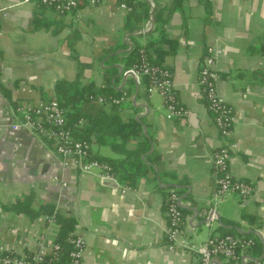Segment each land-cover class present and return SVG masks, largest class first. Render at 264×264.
Returning a JSON list of instances; mask_svg holds the SVG:
<instances>
[{"label": "crops", "instance_id": "crops-1", "mask_svg": "<svg viewBox=\"0 0 264 264\" xmlns=\"http://www.w3.org/2000/svg\"><path fill=\"white\" fill-rule=\"evenodd\" d=\"M131 1H146L150 9L130 29V10L119 0L98 6L81 0L66 15L39 0H0V247L27 257L50 252L60 228L42 211L53 207L76 220L75 232L87 243L84 264H199L193 253L169 248L167 200L176 192L189 240L202 244L234 231L232 236L263 246L261 254H241L239 263L258 258L264 253V0ZM157 27L177 43L162 67L172 73L178 104L189 111L186 118L167 119L164 98L148 93L147 77L121 75V69L134 67L127 62L132 50L156 38ZM209 46L222 50L217 90L233 109L230 135L217 129L202 93L200 68ZM79 76L85 85L107 89L109 97L128 94L119 106L90 101L86 108L142 125L151 144L142 160L151 169L133 186L116 177L118 187L113 186L98 170L84 175L65 167L53 142L27 129L13 130L21 119L19 105L54 100L59 81ZM89 142L94 157L120 158L95 136ZM226 143L236 146L230 174L254 188L248 198L217 195L214 154ZM217 264L230 263L219 258Z\"/></svg>", "mask_w": 264, "mask_h": 264}, {"label": "built area", "instance_id": "built-area-1", "mask_svg": "<svg viewBox=\"0 0 264 264\" xmlns=\"http://www.w3.org/2000/svg\"><path fill=\"white\" fill-rule=\"evenodd\" d=\"M104 0H89L90 5L98 6ZM123 9L130 10L125 0H119ZM42 5L52 8L55 12L66 15L79 8L81 0H39ZM151 3H153L151 1ZM222 50L215 46L207 48V55L200 68V83L202 93L207 102L208 109L214 116V122L220 131L225 135H230L234 124L233 109L218 94L217 84L220 80L216 63ZM130 73L136 78L141 76L148 79V93H159L164 98L167 108V119L186 118L189 115L188 109L178 104L170 70L152 65L141 51L140 64L135 65ZM92 101L99 104L110 103L121 105L128 94L123 93L121 97L93 96ZM21 119L13 126V130L27 129L34 132L38 137L51 141L56 146V154L62 158L65 167H76L82 174L90 175L94 171L100 172L103 179L116 180L113 168L110 164L93 158L91 143L88 140L76 137L75 132L84 127V119H80L72 127L69 126L67 110L56 99L42 101L37 104H22L18 106ZM235 145L226 143L222 145L214 154V168L218 175L217 195L225 198L231 194H238L243 198H248L254 192L252 184L235 179L229 172V161L232 157V150ZM66 185V184H64ZM128 188L123 189V191ZM167 210L169 224L167 228V239L170 249L180 247L185 252L196 255L199 264H217L219 258H224L230 264H240L241 254L247 253L256 245L252 238H237L232 235L222 237H210L205 243L197 244L189 240L184 235L185 215L182 210L179 195L172 192L167 200ZM215 214L212 215L213 220ZM49 223H54L52 216H46ZM72 243L74 250L70 254L69 264H84V253L86 249V239L82 234L73 233ZM60 246L53 244L50 252L43 249L31 257L17 255L9 250L0 247L3 255L1 264H44L47 256L52 255L53 261L57 260ZM52 260L50 261L51 264ZM244 264H264V253L255 259H245Z\"/></svg>", "mask_w": 264, "mask_h": 264}, {"label": "trees", "instance_id": "trees-1", "mask_svg": "<svg viewBox=\"0 0 264 264\" xmlns=\"http://www.w3.org/2000/svg\"><path fill=\"white\" fill-rule=\"evenodd\" d=\"M125 2L130 8V15L127 19L126 27L130 29L137 27L148 16L150 7L146 1L137 3V5L131 0H125ZM41 6L47 7L45 5ZM138 7H142L141 13H138ZM35 22L37 26L39 20L36 19ZM160 22L164 24L165 21ZM156 33H158V36L149 40L147 46H139L132 50L127 59L131 67L140 64L141 51L145 52L147 59L152 65L158 67H162L168 55L176 53L177 43L168 38L163 27H157ZM164 45H167L169 49H164ZM78 67L81 71V67L84 66L79 65ZM80 79L79 76L74 81H59L55 89L56 100L66 108L70 127L80 119H84V127L75 132L77 138L89 141L92 136H95L100 144L109 146L117 156H120L119 159L92 157L110 164L113 168L114 176L121 184L133 186L140 179L148 177L151 169V166L142 160V156L149 152L151 148L149 140L143 136L142 125L135 120L124 122L118 114L109 115L100 110L87 109L86 103L92 101L91 97L97 95L109 97V94L107 89L97 90L92 84H83ZM139 137H142L143 140L138 143L137 148L129 150V144ZM42 213L47 216H52L60 228L55 241V244L60 246L57 260L53 261V256L49 255L46 257L44 264L50 263L51 260V264H69L70 254L74 250L72 239L77 227L76 220L61 215L53 207L45 208ZM244 218L251 219L248 215H244ZM232 234H235V232L225 231L224 235ZM250 237L254 236L251 235ZM253 250L260 254L263 251V246L258 240H256V245ZM2 256L0 253V258Z\"/></svg>", "mask_w": 264, "mask_h": 264}, {"label": "water", "instance_id": "water-1", "mask_svg": "<svg viewBox=\"0 0 264 264\" xmlns=\"http://www.w3.org/2000/svg\"><path fill=\"white\" fill-rule=\"evenodd\" d=\"M125 75L126 77H128V76H133V75H131L130 73H125L124 72V70L123 69H121V75ZM134 77V76H133ZM146 130V129H145ZM105 182H107V183H109V184H111V185H113V186H116V187H118V183H117V181L116 180H114V179H108V180H105ZM215 213V212H214ZM214 213H212V214H214ZM212 216V215H211ZM211 216H210V218H209V220L207 219L205 222H204V224H209L210 223V219H211ZM219 221H220V218H219ZM224 227H226V228H228V229H232L231 227H227V226H225V225H223ZM254 234H256V235H258V233H256V232H253Z\"/></svg>", "mask_w": 264, "mask_h": 264}]
</instances>
